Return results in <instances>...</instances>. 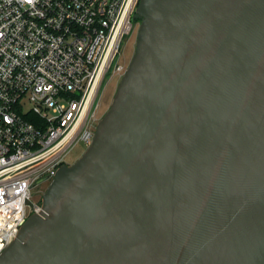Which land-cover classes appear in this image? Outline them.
Here are the masks:
<instances>
[{
    "label": "water",
    "instance_id": "obj_1",
    "mask_svg": "<svg viewBox=\"0 0 264 264\" xmlns=\"http://www.w3.org/2000/svg\"><path fill=\"white\" fill-rule=\"evenodd\" d=\"M136 12L92 142L0 264H264V0Z\"/></svg>",
    "mask_w": 264,
    "mask_h": 264
},
{
    "label": "built area",
    "instance_id": "obj_2",
    "mask_svg": "<svg viewBox=\"0 0 264 264\" xmlns=\"http://www.w3.org/2000/svg\"><path fill=\"white\" fill-rule=\"evenodd\" d=\"M140 0H0V254L71 145L92 142Z\"/></svg>",
    "mask_w": 264,
    "mask_h": 264
},
{
    "label": "rangeland",
    "instance_id": "obj_3",
    "mask_svg": "<svg viewBox=\"0 0 264 264\" xmlns=\"http://www.w3.org/2000/svg\"><path fill=\"white\" fill-rule=\"evenodd\" d=\"M138 24H137V26H139ZM137 31H138V28L135 29V31H131L128 34H125V36L123 37L122 42H121V51H120L119 62H121L123 64L124 68H126V69H127L128 65L130 63V55H131V53L133 51V48H134V42H135V39H136V36H137ZM128 50L130 51V55H129V57H126V53H127ZM123 74H118V75L112 77L110 79V81L105 85L104 92H103V95L101 97L100 106L102 105V102L104 101V99L107 97V95L109 93V91H108L109 86L111 85V87H112V85H113V88H111V94L109 96L110 100L107 101V104H106L105 108H103V110H100V107H99V110H98L97 115L95 117L94 123L95 122L98 123L99 120L104 115V113L109 108V104H110V102H111V100L113 98L112 95L114 96L113 93H114V91H116V87H118V85H119L118 82L120 83V80H121ZM88 146L89 145L86 144V142H84L82 140L75 141L71 145V147H70V149H69V151H68V153H67V155L65 157V162L68 161L70 163H73L77 158H79L84 153V151L87 149ZM49 183H50V181H46V184H44V187H48ZM42 200L43 199L40 198L39 196H35L34 192L32 191L31 202H33V203H41Z\"/></svg>",
    "mask_w": 264,
    "mask_h": 264
},
{
    "label": "flooded vegetation",
    "instance_id": "obj_4",
    "mask_svg": "<svg viewBox=\"0 0 264 264\" xmlns=\"http://www.w3.org/2000/svg\"><path fill=\"white\" fill-rule=\"evenodd\" d=\"M140 18H141V16L137 12L133 13V15H132V24H133L132 26L133 27H132L131 31H135V29H137V28L139 29V26H137V24L139 23L138 25H140V21H141ZM137 33H138V31H137ZM136 39H137V36H136ZM136 39L134 42V48H133L131 55H130L129 50L126 53V57H129V55H130V60H131L133 53L135 51ZM118 84H119V82H118ZM111 88H113V85H112V87H111V85L109 86V89H108L109 93H108L107 97L104 99V101L102 102V105L100 106V110H103V108H105V106L107 104V101L110 100L109 96L111 94ZM116 90H117V87H116ZM115 92L116 91H114L113 94H115ZM112 97H114V96L112 95ZM110 104H111V102H110ZM110 104H109V106H110ZM96 126H97V123H96ZM64 163L71 164L68 161H66V162L64 161ZM46 181H47V179L44 181H39L38 183L34 184V186L32 187V190H31V195H32V191H33L35 196H39L40 198L43 199L44 192L47 189V187H44V184H46Z\"/></svg>",
    "mask_w": 264,
    "mask_h": 264
}]
</instances>
